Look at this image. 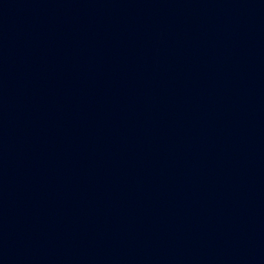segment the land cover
<instances>
[{
  "label": "water",
  "instance_id": "1",
  "mask_svg": "<svg viewBox=\"0 0 264 264\" xmlns=\"http://www.w3.org/2000/svg\"><path fill=\"white\" fill-rule=\"evenodd\" d=\"M0 264H264V0H0Z\"/></svg>",
  "mask_w": 264,
  "mask_h": 264
}]
</instances>
